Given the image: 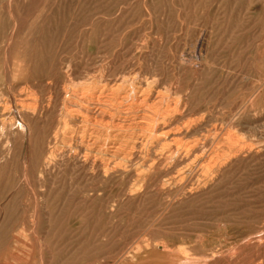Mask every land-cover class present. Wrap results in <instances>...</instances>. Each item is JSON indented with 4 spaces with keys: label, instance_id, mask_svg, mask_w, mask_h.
Masks as SVG:
<instances>
[{
    "label": "rangeland",
    "instance_id": "374dc122",
    "mask_svg": "<svg viewBox=\"0 0 264 264\" xmlns=\"http://www.w3.org/2000/svg\"><path fill=\"white\" fill-rule=\"evenodd\" d=\"M105 263L264 264V0H0V264Z\"/></svg>",
    "mask_w": 264,
    "mask_h": 264
},
{
    "label": "bare ground",
    "instance_id": "6f19581e",
    "mask_svg": "<svg viewBox=\"0 0 264 264\" xmlns=\"http://www.w3.org/2000/svg\"><path fill=\"white\" fill-rule=\"evenodd\" d=\"M44 3V2H43ZM10 4V3H9ZM149 12V11H148ZM16 23V22H15ZM19 62V61H18ZM30 59L29 60H22V61H20L19 62V64H18V67L20 68V70L22 71V73L24 72H27L29 69H30ZM18 67H17V69H18ZM18 70H16V72H17ZM18 73V72H17ZM21 73V74H22ZM154 78V77H153ZM107 83V82H106ZM92 90H94V89H92ZM77 92H80L79 90L77 91ZM107 92V91H106ZM134 92V91H133ZM77 95V94H76ZM85 95V94H84ZM93 95V94H92ZM77 97V96H76ZM84 97L85 96H83V99H84ZM93 97V96H92ZM75 98V97H74ZM80 99H82V98H80ZM80 99H79V101H80ZM86 99V98H85ZM130 99V98H129ZM91 100H93V99H91ZM90 100V101H91ZM76 101H78L77 99H76ZM82 101V100H81ZM84 101V100H83ZM82 101V102H83ZM90 101H88L87 100V102H90ZM69 103V102H68ZM79 103V102H78ZM120 103V102H119ZM79 104H81V103H79ZM88 104H90V103H88ZM91 104L93 105V102H91ZM26 105V104H25ZM76 106V105H75ZM75 106H73V107H75ZM89 106V105H88ZM100 106V105H99ZM79 107V106H78ZM91 107V106H90ZM93 107V106H92ZM67 108V107H66ZM80 108V107H79ZM84 107H82V109H83ZM87 107H85V109H86ZM74 109V108H73ZM82 109H81V111H82ZM92 109V108H91ZM76 111H78L77 109H75ZM89 110V109H88ZM96 110V109H95ZM81 111H78V112H81ZM94 111V110H93ZM69 112V111H68ZM72 112V111H71ZM82 113V112H81ZM95 113H96V111H95ZM90 114V113H89ZM71 115V114H70ZM69 115V116H70ZM81 115V114H80ZM94 115V114H93ZM96 115V114H95ZM74 118V117H73ZM87 118V117H86ZM90 118V117H89ZM107 120V119H106ZM104 121V120H103ZM108 121V120H107ZM87 122V121H86ZM93 122V121H92ZM156 124H158V123H156ZM93 125V124H92ZM83 128V127H82ZM85 130V129H84ZM161 129H160V127H158L157 125H155L154 126V128H153V131H152V134H156V133H158L159 131H160ZM83 130H81V132H82ZM80 133V132H79ZM186 134H188V130H182L181 132H179V134H172V135H170V136H168L169 135V133H165L164 135L165 136H168V137H172V139H174V138H176L177 136H179V135H186ZM191 134V133H190ZM81 135H82V133H81ZM84 135V134H83ZM89 136V135H88ZM83 136H81V138H82ZM86 137V136H85ZM29 139V138H28ZM158 140H159V142L160 141H163V140H166V138L164 137H158L157 138ZM91 141V140H90ZM94 141V140H93ZM127 141V140H126ZM79 142V141H78ZM115 148L113 149V150H111V154H112V156L113 155H115V154H117L121 149H120V147H117V144H115ZM188 149V148H187ZM184 152V151H183ZM86 155V154H85ZM108 156V155H107ZM85 159V158H84ZM103 168H104V170L106 169V170H109V169H113V168H111V164H110V161L108 162V161H105L103 164ZM59 170V169H58ZM114 170H118V166H115L114 167ZM120 170V169H119ZM102 173V172H101ZM26 179V178H25ZM29 185V184H28ZM35 196V195H34ZM38 211V210H37ZM38 217V216H37ZM36 218V217H35ZM36 235V234H35ZM162 246V245H161ZM163 248V247H162ZM165 248V247H164ZM178 260V259H177ZM42 261V260H41ZM106 264V263H105Z\"/></svg>",
    "mask_w": 264,
    "mask_h": 264
}]
</instances>
